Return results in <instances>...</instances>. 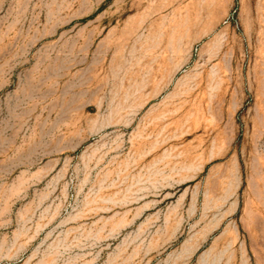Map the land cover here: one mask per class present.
Returning <instances> with one entry per match:
<instances>
[{
    "label": "rangeland",
    "instance_id": "374dc122",
    "mask_svg": "<svg viewBox=\"0 0 264 264\" xmlns=\"http://www.w3.org/2000/svg\"><path fill=\"white\" fill-rule=\"evenodd\" d=\"M0 264H264V0H0Z\"/></svg>",
    "mask_w": 264,
    "mask_h": 264
}]
</instances>
